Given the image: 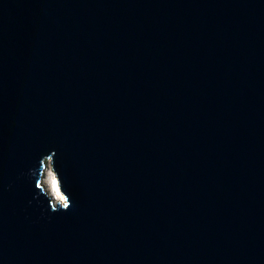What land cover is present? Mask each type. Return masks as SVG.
I'll return each mask as SVG.
<instances>
[{"label":"water","instance_id":"obj_1","mask_svg":"<svg viewBox=\"0 0 264 264\" xmlns=\"http://www.w3.org/2000/svg\"><path fill=\"white\" fill-rule=\"evenodd\" d=\"M0 264H264V0H0Z\"/></svg>","mask_w":264,"mask_h":264},{"label":"bare ground","instance_id":"obj_2","mask_svg":"<svg viewBox=\"0 0 264 264\" xmlns=\"http://www.w3.org/2000/svg\"><path fill=\"white\" fill-rule=\"evenodd\" d=\"M45 185L46 188L54 193L58 198H62V194L60 193L59 185H58V180L56 177L55 172L48 168L45 174Z\"/></svg>","mask_w":264,"mask_h":264}]
</instances>
